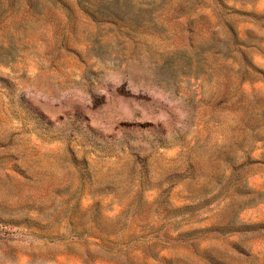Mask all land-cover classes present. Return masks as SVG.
Returning a JSON list of instances; mask_svg holds the SVG:
<instances>
[{"label": "rangeland", "instance_id": "374dc122", "mask_svg": "<svg viewBox=\"0 0 264 264\" xmlns=\"http://www.w3.org/2000/svg\"><path fill=\"white\" fill-rule=\"evenodd\" d=\"M0 264H264V0H0Z\"/></svg>", "mask_w": 264, "mask_h": 264}]
</instances>
